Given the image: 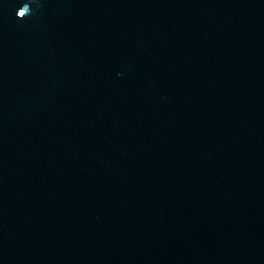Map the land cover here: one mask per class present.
<instances>
[{"label": "water", "instance_id": "water-1", "mask_svg": "<svg viewBox=\"0 0 264 264\" xmlns=\"http://www.w3.org/2000/svg\"><path fill=\"white\" fill-rule=\"evenodd\" d=\"M0 264H264V0H0Z\"/></svg>", "mask_w": 264, "mask_h": 264}, {"label": "clouds", "instance_id": "clouds-1", "mask_svg": "<svg viewBox=\"0 0 264 264\" xmlns=\"http://www.w3.org/2000/svg\"><path fill=\"white\" fill-rule=\"evenodd\" d=\"M26 4H27V3H26ZM24 5H25V4H24ZM24 5H23V6H24ZM23 6H22V7H23ZM22 7H21V8H22Z\"/></svg>", "mask_w": 264, "mask_h": 264}]
</instances>
